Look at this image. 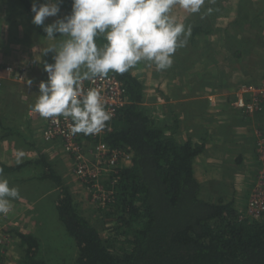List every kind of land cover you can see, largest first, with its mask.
I'll use <instances>...</instances> for the list:
<instances>
[{"label":"rangeland","instance_id":"rangeland-1","mask_svg":"<svg viewBox=\"0 0 264 264\" xmlns=\"http://www.w3.org/2000/svg\"><path fill=\"white\" fill-rule=\"evenodd\" d=\"M30 1L32 4L33 0ZM209 8L212 9L211 13L208 12ZM70 12L71 0H64L59 16L63 17ZM172 13L186 27L191 28L187 46L177 49L173 64L167 70L157 71L155 65L146 62L130 69L144 86L145 108L160 124L167 115L166 111L159 112L163 100L158 91V83L165 82L167 90L177 87V82L184 84L187 91L189 87L199 91L207 89L210 93L229 90L236 95L234 105L239 94H244V89H248L252 83L258 84L264 78V70L259 72L264 69V0H215V3L205 0L199 13H189L179 5L173 7ZM33 15L19 0H0V121L3 124L0 134L13 136L4 142L5 147H0V152L4 149L7 151V146L17 149L25 146L24 142H34L39 154H48V157H44L52 163L54 170L61 172L62 180L70 186L73 201L80 213L102 228L103 236L107 237L109 232L101 225L105 219L102 210L113 194L110 187L113 174L102 171L95 181L80 180L74 174L73 161L62 151L59 141H44L42 133L46 121L32 111L39 93V83L47 79L43 65L45 62L53 63L54 54L43 56V49L51 44L59 46L66 38L63 36L50 41L41 37L39 26L31 22ZM55 19L56 17L48 18L45 24L52 23ZM199 24L206 26V30L209 28L210 33L204 38L194 40L192 32ZM29 80L32 81L31 87L28 86ZM225 84L228 89L217 90V87ZM5 89L9 92L6 93ZM246 94L247 92L245 96L248 97ZM261 114L251 117L257 121V115ZM161 115H164L163 119ZM26 116H30L33 122V125L29 124L30 128L23 122ZM260 117L263 122L264 117ZM167 121L169 123L170 119ZM261 127L264 135V123ZM2 129L8 131L3 132ZM82 144L85 149H89L95 142L84 139ZM89 163L92 164L93 160H89ZM97 164L95 161V166ZM44 168V165H31V170H22L13 175L15 178L7 176L8 179H13L14 182L10 184L19 188L22 198L12 202L8 215H0V230L4 232L3 238L6 240L0 264H18L21 252L16 230L39 237L44 246L41 256L48 264H73L75 251L72 240L55 205L59 191L53 181L40 179ZM256 182L257 176L254 177L247 207H234L240 218L256 221L248 214L249 201ZM24 209L29 211L28 215L24 213Z\"/></svg>","mask_w":264,"mask_h":264},{"label":"trees","instance_id":"trees-1","mask_svg":"<svg viewBox=\"0 0 264 264\" xmlns=\"http://www.w3.org/2000/svg\"><path fill=\"white\" fill-rule=\"evenodd\" d=\"M19 2L31 11L30 0ZM205 27L199 24L193 29L194 40L209 35ZM39 33L47 38L42 27ZM97 43L105 41L100 38ZM109 75L124 85L128 104L111 120L112 131L107 135L93 139L78 134L81 144L84 139L103 142L132 156L121 164L116 177L111 176L113 194L102 210L105 219L101 223L109 232L107 237L77 209L61 172L44 155L33 161L46 168L40 179L53 181L59 191L55 205L72 240V263L264 264V216L257 221L243 219L231 203L202 199L195 160L204 152V144L179 141L173 121L160 124L149 113L144 106V86L131 70ZM9 136L3 135L2 140ZM21 168L0 163L6 177ZM16 234L21 252L18 264H48L41 256L44 246L37 235L23 230Z\"/></svg>","mask_w":264,"mask_h":264},{"label":"clouds","instance_id":"clouds-1","mask_svg":"<svg viewBox=\"0 0 264 264\" xmlns=\"http://www.w3.org/2000/svg\"><path fill=\"white\" fill-rule=\"evenodd\" d=\"M63 3L33 0L31 5V22L42 27L48 40L66 37L59 46L43 49V56L54 54L53 63L43 65L47 79L39 83L32 111L53 122L63 117L70 121L69 135L88 136L103 132L112 112L98 89H84V81L126 73L141 62L155 65L157 71L169 69L177 49L187 46L191 37V28L172 13L173 7L199 13L205 0H71L70 14L60 17ZM51 17L56 19L45 24ZM100 38L102 45L97 43ZM22 156L17 155V162ZM21 198L19 188L0 169V215H8L12 202Z\"/></svg>","mask_w":264,"mask_h":264},{"label":"crops","instance_id":"crops-1","mask_svg":"<svg viewBox=\"0 0 264 264\" xmlns=\"http://www.w3.org/2000/svg\"><path fill=\"white\" fill-rule=\"evenodd\" d=\"M165 84L163 82L157 85L163 100L159 112L166 111L167 115L165 118L164 115L160 117L164 118L166 124L168 118L173 121V131L179 141L191 140L195 144L205 146L204 152L195 160V174L202 186V199L215 204L231 203L238 209L246 208L254 177L257 176L260 168L257 139L262 134L261 126L264 123L260 120L262 114L257 115V121L243 114L233 105L236 95L229 90L210 93L207 89L199 91L189 87L187 91L185 89L187 87L178 82L177 87L167 90ZM224 86L222 87L228 89L227 84ZM5 92L8 93L9 90L5 89ZM23 122L29 128V124L33 125L30 116ZM0 123L2 124L1 121ZM28 135L30 138V133ZM2 136L0 134V147H5L4 142L9 141L13 136L3 141ZM24 143L25 146L17 149L7 146V151L4 149L0 152V163L9 167L21 166L18 172L31 170V165L36 166L33 161L42 159L43 154H39L34 142ZM18 149L20 150L17 151ZM61 149L64 151L63 148ZM21 152L23 156L17 162V155ZM44 156L48 157V154ZM69 158L72 160L70 156ZM9 180L14 182L12 178ZM24 213L28 215L29 211L24 209Z\"/></svg>","mask_w":264,"mask_h":264},{"label":"built area","instance_id":"built-area-1","mask_svg":"<svg viewBox=\"0 0 264 264\" xmlns=\"http://www.w3.org/2000/svg\"><path fill=\"white\" fill-rule=\"evenodd\" d=\"M248 89H244V94H239L234 106L248 117L264 112V78L258 84H250ZM84 89L96 88L100 91L106 108L112 112V119H115L127 104L126 90L124 85L117 77L108 75L103 78H96L91 81H84ZM245 92H247L245 96ZM39 116V114L37 113ZM107 122V127L98 135H90L97 139L107 135L112 131V121ZM45 130L42 133L44 141H59L64 152L73 161L74 174L82 181L90 179L95 181L102 171L116 174L122 161H130L132 156L118 149H112L107 144L101 142L89 149H85L83 144L78 141V134L69 135L68 129L70 121L66 122L60 117L57 122L45 119ZM111 123V124H109ZM53 141V142H54ZM257 153L260 161V170L257 174L256 186L253 189L249 201L248 214L252 220H260L264 216V135L261 134L257 141ZM89 160H93L90 164ZM95 161L98 164L95 166ZM115 176V175H114ZM116 177V176H115ZM114 183V181H112ZM98 188V187H97ZM106 199V198H105ZM104 199V200H105ZM4 232L0 230V256L5 244Z\"/></svg>","mask_w":264,"mask_h":264}]
</instances>
